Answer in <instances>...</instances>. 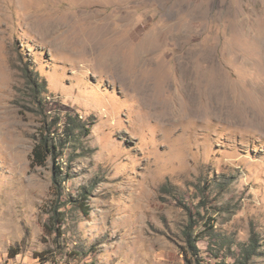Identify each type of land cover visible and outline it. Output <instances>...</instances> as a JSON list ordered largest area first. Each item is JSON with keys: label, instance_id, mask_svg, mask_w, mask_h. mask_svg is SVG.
I'll return each instance as SVG.
<instances>
[{"label": "rangeland", "instance_id": "374dc122", "mask_svg": "<svg viewBox=\"0 0 264 264\" xmlns=\"http://www.w3.org/2000/svg\"><path fill=\"white\" fill-rule=\"evenodd\" d=\"M69 115L92 126L58 197L31 162ZM254 241L264 264V0H0V264H235Z\"/></svg>", "mask_w": 264, "mask_h": 264}, {"label": "trees", "instance_id": "16d2710c", "mask_svg": "<svg viewBox=\"0 0 264 264\" xmlns=\"http://www.w3.org/2000/svg\"><path fill=\"white\" fill-rule=\"evenodd\" d=\"M39 85L35 84V91L38 89ZM91 126H87L83 120L77 115H69L64 123H62V118L55 117L51 123H45L44 130L40 136L36 139V145L34 147L31 168H45L51 162L53 164V184L54 189H56L57 196L62 197V185L69 179L70 175L64 171V164L62 162L66 151L70 148H75L77 146H82V139L88 137L91 133ZM80 144V145H78ZM60 216L59 212H56ZM56 215V216H57ZM61 221L53 216L50 222ZM56 230L55 224H47L46 228L54 233ZM192 234L188 235L190 247L193 250L195 256L198 254L197 242L192 239ZM195 244H193V243ZM258 243L254 241L249 247L242 250L241 258L237 259L235 264H249L254 255L258 252Z\"/></svg>", "mask_w": 264, "mask_h": 264}, {"label": "bare ground", "instance_id": "6f19581e", "mask_svg": "<svg viewBox=\"0 0 264 264\" xmlns=\"http://www.w3.org/2000/svg\"><path fill=\"white\" fill-rule=\"evenodd\" d=\"M105 26H103L102 27V29L104 28ZM187 64V63H186ZM201 68V67H200ZM199 68V69H200ZM195 75V74H194ZM195 77V76H194ZM200 81V80H199ZM199 81H192V84L191 85H189V83L186 85V86H184V88H185V90H184V92L186 91V89H187V93L185 94V96H187V97H190V99L192 100V104L194 105V106H196L199 110H200V113L203 111V112H205V113H214V111H215V107H216V104H217V101H218V99L215 97V96H213L212 98H210V101H209V105L207 106V107H203L202 105H201V96H203L201 93H202V91H204L205 89H203V84L202 83H200ZM189 85V86H188ZM139 89H140V92H141V90L143 89V84L142 85H140L139 86ZM171 89V88H170ZM168 91H169V88H168ZM229 100V99H228ZM203 101V100H202ZM221 102V101H220ZM228 103V102H227ZM224 104V103H223ZM229 105H231L230 103H228ZM212 105H214V106H212ZM155 106H156V112H158L159 113V111L160 110H162V109H159V107H161V105H160V102L159 101H157V104H155ZM227 106V105H226ZM187 107V109L190 111V109H189V107L188 106H186ZM230 107H232V106H230ZM230 107H229V109H230ZM228 108V107H227ZM224 109V108H223ZM229 109H227V111L229 110ZM172 110V104H170L169 105V111H171ZM231 110V109H230ZM234 110V109H233ZM185 111V110H184ZM191 112V111H190ZM223 112L225 113L226 111L225 110H223ZM216 113V112H215ZM228 113H229V115H233L232 113H230L229 111H228ZM220 114V113H219ZM226 114H227V112H226ZM229 117V116H228Z\"/></svg>", "mask_w": 264, "mask_h": 264}]
</instances>
